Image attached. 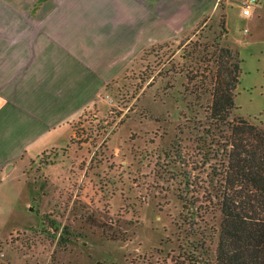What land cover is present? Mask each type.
Returning <instances> with one entry per match:
<instances>
[{"label":"rangeland","instance_id":"1","mask_svg":"<svg viewBox=\"0 0 264 264\" xmlns=\"http://www.w3.org/2000/svg\"><path fill=\"white\" fill-rule=\"evenodd\" d=\"M229 4L233 47L217 16L147 49L83 106L70 137L44 136L2 178L0 264L214 263L224 141L188 82L201 46L238 52L232 117L264 124V78L254 71L264 68V2L248 17L239 0Z\"/></svg>","mask_w":264,"mask_h":264},{"label":"crops","instance_id":"2","mask_svg":"<svg viewBox=\"0 0 264 264\" xmlns=\"http://www.w3.org/2000/svg\"><path fill=\"white\" fill-rule=\"evenodd\" d=\"M229 1L0 0V188L41 138L61 129L70 137L83 106L147 49L180 42L217 16L218 26L222 14L233 47ZM254 71L264 78L263 67Z\"/></svg>","mask_w":264,"mask_h":264},{"label":"trees","instance_id":"3","mask_svg":"<svg viewBox=\"0 0 264 264\" xmlns=\"http://www.w3.org/2000/svg\"><path fill=\"white\" fill-rule=\"evenodd\" d=\"M219 28L226 34L223 14ZM201 47L198 70L188 75V82H193L196 103L204 101L199 105L204 119L224 141L213 264H264V124L232 117L241 73L238 52L218 43Z\"/></svg>","mask_w":264,"mask_h":264},{"label":"built area","instance_id":"4","mask_svg":"<svg viewBox=\"0 0 264 264\" xmlns=\"http://www.w3.org/2000/svg\"><path fill=\"white\" fill-rule=\"evenodd\" d=\"M258 0H240V8L243 16L248 17L252 13V9ZM246 32V30H244Z\"/></svg>","mask_w":264,"mask_h":264}]
</instances>
